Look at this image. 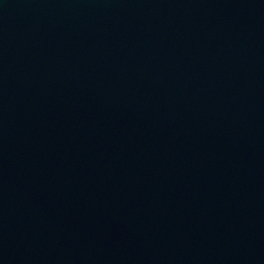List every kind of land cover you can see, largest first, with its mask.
Returning a JSON list of instances; mask_svg holds the SVG:
<instances>
[{
	"label": "water",
	"instance_id": "water-1",
	"mask_svg": "<svg viewBox=\"0 0 264 264\" xmlns=\"http://www.w3.org/2000/svg\"><path fill=\"white\" fill-rule=\"evenodd\" d=\"M0 264H264V0H0Z\"/></svg>",
	"mask_w": 264,
	"mask_h": 264
}]
</instances>
